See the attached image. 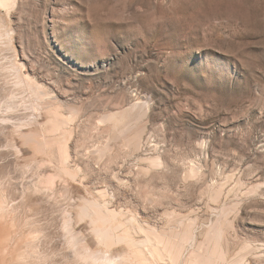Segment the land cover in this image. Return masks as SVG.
Segmentation results:
<instances>
[{
  "label": "rangeland",
  "instance_id": "rangeland-1",
  "mask_svg": "<svg viewBox=\"0 0 264 264\" xmlns=\"http://www.w3.org/2000/svg\"><path fill=\"white\" fill-rule=\"evenodd\" d=\"M0 203V264H264V0H8Z\"/></svg>",
  "mask_w": 264,
  "mask_h": 264
},
{
  "label": "bare ground",
  "instance_id": "bare-ground-1",
  "mask_svg": "<svg viewBox=\"0 0 264 264\" xmlns=\"http://www.w3.org/2000/svg\"><path fill=\"white\" fill-rule=\"evenodd\" d=\"M8 0H0V7L3 5V4H5L6 2H7ZM36 193V192H35ZM29 203V202H28ZM30 208V207H29ZM8 210L6 207H5V205L3 206L2 205V203H0V212H2V210ZM32 210V209H31ZM37 210V209H36ZM8 235V234H7ZM13 235V234H12ZM2 236V235H1ZM11 236V235H10ZM11 238V237H10ZM9 238V239H10ZM10 241V240H9ZM1 243H2V241H1ZM6 245V244H5ZM4 245V246H5ZM4 248V247H3ZM2 248V249H3ZM12 253V252H11ZM3 255H4V252H3ZM5 256H6V254H5ZM13 256V255H12ZM152 256V255H151ZM9 257V256H8ZM6 258V257H5ZM118 260V259H117ZM6 261V260H5Z\"/></svg>",
  "mask_w": 264,
  "mask_h": 264
}]
</instances>
